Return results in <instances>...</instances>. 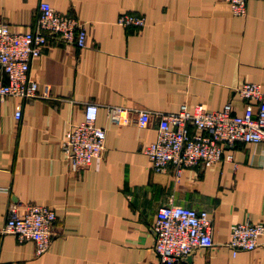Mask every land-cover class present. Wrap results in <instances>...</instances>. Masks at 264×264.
Segmentation results:
<instances>
[{
  "label": "crops",
  "instance_id": "0c3cea01",
  "mask_svg": "<svg viewBox=\"0 0 264 264\" xmlns=\"http://www.w3.org/2000/svg\"><path fill=\"white\" fill-rule=\"evenodd\" d=\"M40 1L0 0V23L35 30ZM46 1L82 23L87 44L51 35L28 70L47 96L0 104V264H164L153 226L168 203L206 210L212 220L214 245L177 264H264V245L233 255L226 244L233 224L264 222V141L225 145L221 160L179 176L172 165L154 170L144 152L160 112L231 102L240 114L246 104L236 89L244 82L259 83L264 96V0H247L243 17L224 0ZM123 13L146 23L120 25ZM88 102L98 106L104 150L76 168L61 143ZM142 109L150 111L145 126L138 125ZM27 202L56 214L43 254L3 230L9 208Z\"/></svg>",
  "mask_w": 264,
  "mask_h": 264
},
{
  "label": "built area",
  "instance_id": "2783aa9c",
  "mask_svg": "<svg viewBox=\"0 0 264 264\" xmlns=\"http://www.w3.org/2000/svg\"><path fill=\"white\" fill-rule=\"evenodd\" d=\"M224 1L233 15H246L247 0ZM117 23L141 28L146 21L143 16L123 13L118 16ZM51 35L78 48L87 44V31L82 23L67 13L56 11L46 0L39 2L35 30L15 31L0 23V68L5 76V80L0 79V104L8 96L22 100L47 96V91L39 93L38 84L28 76V70L31 60L41 53ZM236 91L246 104L240 114L234 112L231 102L220 110H208L204 104L184 103L177 111L160 112L156 138L144 147L151 167L162 171L172 165L179 176L185 168L209 167L221 160L225 145L264 141L261 85L244 82ZM20 115L21 105H17L15 117ZM97 115L96 103H84L83 120L72 124L62 140L66 158L76 168L89 167L104 150L106 131L97 125ZM149 117V110H140L138 125L145 126ZM55 218L52 207L27 202L9 208L3 230L14 234L19 241H33L39 255L51 247ZM153 230V249L164 264H177L190 252L214 245L212 220L206 210L164 204L156 212ZM263 236L264 222L247 220L231 226L226 244L235 255L238 251L264 245Z\"/></svg>",
  "mask_w": 264,
  "mask_h": 264
},
{
  "label": "water",
  "instance_id": "95a60500",
  "mask_svg": "<svg viewBox=\"0 0 264 264\" xmlns=\"http://www.w3.org/2000/svg\"><path fill=\"white\" fill-rule=\"evenodd\" d=\"M192 254H193V251L190 252L189 254H187L186 256H184L181 260L190 263V260H191V256H192Z\"/></svg>",
  "mask_w": 264,
  "mask_h": 264
}]
</instances>
